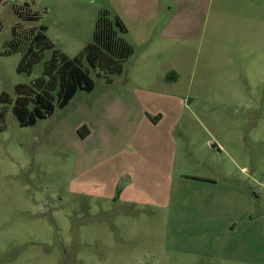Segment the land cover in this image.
Instances as JSON below:
<instances>
[{
    "label": "rangeland",
    "instance_id": "rangeland-1",
    "mask_svg": "<svg viewBox=\"0 0 264 264\" xmlns=\"http://www.w3.org/2000/svg\"><path fill=\"white\" fill-rule=\"evenodd\" d=\"M43 5L0 3V95L14 97L17 84L40 77L52 52L45 51L30 75L18 73L20 54L8 53L14 25L23 40L33 27L49 26L48 41L68 58L92 41L97 0L73 9L85 21L58 24H66L60 30ZM14 8L37 19L22 21ZM175 18L190 40L169 43L146 70L133 53L121 75L110 77L120 88L109 92L119 95L125 79L148 76L151 85L140 89L152 93L140 105L151 124L161 116L157 124L144 127L130 104L114 108V131L105 129L98 140L81 137L85 126L75 130L76 123L94 117L89 112L101 89L110 88L85 60L93 90H77L45 119L21 127L6 107L0 264H264V0H212L207 10L183 7ZM111 141L130 146L75 177L82 159L97 163L96 142ZM98 151L110 156L102 146ZM125 163L131 183L114 184Z\"/></svg>",
    "mask_w": 264,
    "mask_h": 264
},
{
    "label": "crops",
    "instance_id": "crops-1",
    "mask_svg": "<svg viewBox=\"0 0 264 264\" xmlns=\"http://www.w3.org/2000/svg\"><path fill=\"white\" fill-rule=\"evenodd\" d=\"M40 3L44 4L45 10L47 12L48 6L50 11L55 14V25L54 29L60 30L64 29L66 24H70V22L76 21H85L84 17H77V14H73V9L75 8H83L87 7V5L92 1L90 0H38ZM97 7H93L94 9V24L98 12L100 10H106L112 12L115 17H118L121 22L124 24L126 28V33L124 35L125 41L131 45L133 49V53H139L142 69H147L153 65H155V57L156 54H163L166 51L169 43H177L178 41L185 42L186 40H190V37H185V32L183 31V24L179 23L178 18H175L177 12L180 8L188 7V8H207L210 6L212 0H97ZM237 2L247 3L248 0H237ZM42 6V7H43ZM102 8V9H101ZM91 17L88 18L89 21ZM65 26H59L63 25ZM201 23L205 24V20L201 21ZM59 24V25H58ZM203 24V25H204ZM46 28V32H49V26L43 25ZM92 26V24H91ZM53 45V41L51 42ZM56 45V44H55ZM60 48L62 46L60 45ZM62 53V52H61ZM64 54V53H62ZM65 55V54H64ZM149 57H153L154 59H148ZM147 59V60H146ZM146 60V62H145ZM146 63H151L146 65ZM121 75V74H120ZM119 76V75H118ZM150 78L148 76H143L141 79L137 77H131L129 79H125V85L122 86L123 91L121 94H113V92H109L114 88H118L116 86L118 84V78L113 79L110 78L107 82L109 89H101V93L99 97L96 99V103L94 105V112H89L88 120H79L75 125V130L78 126H85L88 130V136L94 137V139L98 140V135L103 133L105 129H110L112 131L115 130V112L114 108L123 109L125 107H129V105H133L136 111H139L141 115V124L147 126L154 125L161 120V116L157 117L153 120L151 124L149 121H146V117L144 116V111L142 105H140V101L146 97V95L151 94L152 92L147 89L143 90L140 88L147 87L151 85ZM94 83V82H93ZM116 83V85H115ZM94 88V85H93ZM120 88V87H119ZM132 89H140V90H132ZM93 90V89H92ZM115 104H118L115 106ZM130 105V106H131ZM111 110V111H108ZM142 110V111H141ZM121 112V110L119 111ZM149 116V115H148ZM150 119V117H149ZM152 121V119H150ZM148 127V126H147ZM135 132L134 134H136ZM135 136H133L134 138ZM100 146L105 148L110 156L105 158V154L98 151ZM130 145L125 143L124 145H116L111 141L108 145H101L98 142L94 145V150L91 152L92 157L98 158L97 163L88 165L83 162V159L77 166V173L75 177L85 174L86 172L94 169L96 166H101L108 159L115 158L119 153L128 148ZM138 151L144 152L145 146L143 144L138 145L136 147ZM87 157V155H85ZM130 164V162H128ZM131 166H126V163L122 169L119 168L120 171H115L116 179L114 184H118L120 180L131 183V178L128 174H131L129 170ZM134 171V167H132ZM80 171V172H79ZM79 172V173H78ZM117 187V186H116ZM82 193H88L89 189L81 187ZM115 189V186L113 187ZM126 188L121 189L115 199L122 198V194H124ZM98 193L100 191H97ZM95 194V193H93ZM100 194V193H99ZM102 196L106 197L104 191L101 193ZM112 197L111 195H107Z\"/></svg>",
    "mask_w": 264,
    "mask_h": 264
},
{
    "label": "trees",
    "instance_id": "trees-1",
    "mask_svg": "<svg viewBox=\"0 0 264 264\" xmlns=\"http://www.w3.org/2000/svg\"><path fill=\"white\" fill-rule=\"evenodd\" d=\"M27 11L29 9L21 14V10L14 8V13L22 21L34 22L37 14L31 11L29 14ZM19 28V24L12 27L8 52L20 54L18 73L30 75L34 65L41 62L45 51L52 50L40 77L30 84H17L14 97L6 92L0 95V121H3L6 107L11 106L10 110L21 127L32 126L38 119H45L53 113L55 107H65L77 90L92 91L94 83L83 60L97 76L108 81L111 76L122 73L124 64L133 54L131 45L124 39V24L118 17H111L106 10L98 12L92 41L73 58L54 49L45 35V26L33 27L24 40ZM78 134L83 137L88 131L81 127Z\"/></svg>",
    "mask_w": 264,
    "mask_h": 264
},
{
    "label": "water",
    "instance_id": "water-1",
    "mask_svg": "<svg viewBox=\"0 0 264 264\" xmlns=\"http://www.w3.org/2000/svg\"><path fill=\"white\" fill-rule=\"evenodd\" d=\"M210 147L211 148H216L217 146L215 144H212Z\"/></svg>",
    "mask_w": 264,
    "mask_h": 264
}]
</instances>
